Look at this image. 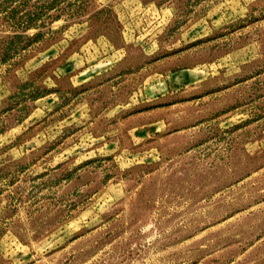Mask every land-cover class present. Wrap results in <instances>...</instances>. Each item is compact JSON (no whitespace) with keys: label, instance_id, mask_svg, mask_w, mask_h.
<instances>
[{"label":"rangeland","instance_id":"obj_1","mask_svg":"<svg viewBox=\"0 0 264 264\" xmlns=\"http://www.w3.org/2000/svg\"><path fill=\"white\" fill-rule=\"evenodd\" d=\"M0 264H264V0H0Z\"/></svg>","mask_w":264,"mask_h":264}]
</instances>
